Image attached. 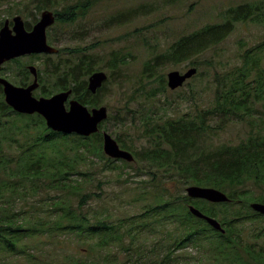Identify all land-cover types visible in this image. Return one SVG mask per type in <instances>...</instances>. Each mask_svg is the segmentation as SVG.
<instances>
[{"label": "trees", "instance_id": "1", "mask_svg": "<svg viewBox=\"0 0 264 264\" xmlns=\"http://www.w3.org/2000/svg\"><path fill=\"white\" fill-rule=\"evenodd\" d=\"M103 1L108 0H27L19 14L27 16L25 25L30 30L38 21L37 16L29 19L31 13L35 11L38 15L53 9L57 18L50 29L62 27L60 33L63 35V28L78 23ZM132 7L130 14H117L104 21L108 25L121 26L159 9L154 2L147 1ZM219 16L220 22L208 23L180 35L165 51L146 61L143 75L147 82L157 83L159 93L166 95L169 92L167 81L164 75H157L159 68L186 62L190 67H202L206 61H200V56L227 41L239 25L264 27V0H243L224 9ZM4 22L0 21V28ZM138 31L141 29L135 32ZM48 38L55 46L49 33ZM57 49L56 55L33 56L44 59L42 68L38 69L37 96L51 97L72 91L71 98L90 109L107 106L102 102V95L109 78L96 94L88 90L87 78L103 70L92 52L94 49ZM65 52L70 55L64 57ZM108 57L111 78L133 58L131 53L118 50L111 51ZM20 60L11 61L18 70L17 77L12 79L18 86L26 87L33 77ZM240 60V64L216 70L213 98L207 106L192 97L193 107L182 115L166 119L146 116L140 121L142 123L136 122L138 128L144 127L140 137L145 140L141 149L134 152L135 161L139 162L137 173L150 176L149 180L141 182L145 187L140 195L152 199L144 201L143 213L129 220H139L134 229L138 233L147 231L146 225L153 217H159L163 224L174 225L176 229L175 238L165 254L157 256L154 248V257L142 262L144 251L139 248L132 252L138 257L134 264H191L173 257L175 251L191 246L210 254L209 262L203 263L200 259L194 264H264V247L257 249L242 241L245 232L252 231L253 224L260 225L255 229L258 231L256 238L264 235V215L251 207L252 203L264 204V40L246 49ZM203 74L198 71L195 78ZM188 86L192 90L193 84ZM113 118L109 115L100 125V132L90 137L56 133L47 127L42 116L15 112L6 103L0 85V264H8L6 256L31 257L27 245H23L28 238L61 240L74 237L89 245L90 241L98 239L93 249L99 250L115 247L123 243L125 237L132 241L137 238V231L132 234L126 224L117 225L110 216L88 214L87 210L96 196L86 188V183L94 181L90 164L98 162L105 171L119 169L114 165L118 160L107 157L103 151L102 131ZM233 122L242 123L244 128L240 141L217 142ZM119 124L130 126L123 120ZM120 137L115 139L122 148L129 150ZM171 182H176L178 189L191 185L215 188L226 193L230 200L210 203L175 195L167 188ZM147 185L153 191H146ZM30 196L41 201L44 208L17 207L20 202L27 205ZM190 205L216 218L225 234L193 216ZM66 260L69 264H96L94 261H73L72 256H67ZM130 261L128 258L122 264Z\"/></svg>", "mask_w": 264, "mask_h": 264}, {"label": "rangeland", "instance_id": "2", "mask_svg": "<svg viewBox=\"0 0 264 264\" xmlns=\"http://www.w3.org/2000/svg\"><path fill=\"white\" fill-rule=\"evenodd\" d=\"M60 1L65 2L66 0ZM144 1L154 2V5L156 7L158 5L159 9H155L156 11L150 12L146 16L137 17L121 26L108 25L104 21L105 18L117 14H130L133 4H142ZM242 1L108 0L97 4L78 23L63 28V35L60 33L62 27L49 29V35L54 39V45L57 48L92 47L94 49L92 52L95 54L99 66L103 69L102 71L110 75L106 90L102 95V102L107 103L106 107L109 114L114 118L103 130L113 137L121 136V142L129 149L128 151L134 154L135 151L141 149L145 141L140 137V132L144 127L138 128V125H135L136 122H140L146 116L166 119L182 115L193 107L192 97L197 99L200 104L207 106L213 98L216 70L240 64L243 52L264 40V27L253 24L239 25L236 32L227 41L218 48L200 56V61L207 62H204L202 67H197L199 73H204L202 77L195 78L196 76H194L176 91H171L166 84L169 91L168 96L159 93L157 83L147 82L143 75L145 62L165 51L169 44L180 35L189 33L208 23L220 22L219 14L224 9ZM14 3L21 4V6H16ZM26 3L27 0H0V21L10 20L12 22L14 17L21 16L26 22L27 16L19 14V9L23 8ZM28 8L32 12L33 7ZM48 10L54 11L53 9ZM41 14L37 15L34 11L29 19L33 20L35 16L40 18ZM138 29L141 31L135 32ZM59 39L62 41L58 42ZM114 50L123 51V53L129 52L133 58H130V62L122 66L118 72L113 73L111 78L112 72L108 68L107 60L109 53ZM69 55L68 52L63 54L64 57ZM33 56L22 57L20 64L26 67L33 65L38 69L42 68V60L44 59H36ZM16 67L17 65L11 62L4 64L0 76L17 85L12 79L18 75ZM189 68H191L189 62L181 65L167 64L158 69L157 75H164L167 81L169 72H185ZM190 84H193L192 90L188 86ZM34 96L38 97L37 90L34 91ZM120 120L126 121L130 126L120 125ZM242 135L244 136L242 123L233 122L232 126L220 134L217 142L238 143ZM131 164V166H125L124 163L118 161L114 165L119 169L110 171H105L103 165L98 162L90 164L91 176L94 181L86 183V188L87 192L96 195L90 201V208L87 209L88 214L99 213L100 216H110L117 225L119 223L126 224L129 229H132L133 234L137 231L134 229H136L139 220L130 221L131 218L143 213L144 201L148 200L149 202L152 197L140 195L145 187L141 182L149 180L150 176L145 173H137L139 162L134 161ZM86 179L89 178L86 177ZM150 187L147 185L146 191H150L152 189ZM187 187L189 186H179L178 189L176 182L167 184V188L175 195H187ZM54 193L57 194V192ZM32 205L38 209L44 208L41 201L36 200L33 196H30L27 205L22 202L17 203L19 209H28ZM262 224L264 225L263 222ZM251 227H253L252 231L247 230L246 235L242 236V241L250 246H255L257 249L264 247V235L257 238L255 236L258 234L255 229L260 225L253 224ZM146 229L147 231L144 233L137 231L135 234L137 238L134 241L125 237L123 243L105 250L93 249L98 239L90 241L91 245H89L74 237L61 240H52L49 237L28 238L23 245H27L28 254H31V257L28 255L6 256V260L8 264H69L66 257L72 256L73 261H94L96 264H122L131 258L127 264H134V260L138 257L136 258L132 252L140 248L144 251L142 262H147L154 257L155 252H152L154 248L157 250V256L166 253L165 251L175 238L176 227L163 224L159 217H153L146 225ZM209 256L210 254L207 252L202 249L199 251L193 246L175 251L173 255L175 259L191 264L200 259L203 260V263L209 262L210 260L207 259Z\"/></svg>", "mask_w": 264, "mask_h": 264}, {"label": "water", "instance_id": "3", "mask_svg": "<svg viewBox=\"0 0 264 264\" xmlns=\"http://www.w3.org/2000/svg\"><path fill=\"white\" fill-rule=\"evenodd\" d=\"M56 15L51 10L42 12L39 21L28 31L21 16L5 21L0 29V70L3 65L24 56L39 54H57L58 50L48 42L47 31L55 24ZM28 70L33 75V82L27 87L17 86L0 76V85L6 103L17 113L24 115L42 116L49 129L64 135L76 134L90 137L100 130L102 122L108 119L109 111L106 106L94 107L91 110L75 99H70L72 91L56 93L51 97H35L34 91L39 88L38 70L29 66ZM198 69L191 67L185 72L171 71L167 75V85L172 91L196 76ZM108 80L104 71H98L88 78V90L92 94L102 88ZM66 103L69 104L67 108ZM103 151L106 156L114 160L133 162L134 155L121 148L118 141L108 132L103 133ZM187 196L192 200H205L210 203H226L230 199L226 193L215 188L191 185L186 189ZM252 209L264 215V204L252 203ZM193 216L205 220L213 229L225 234L221 223L209 215L204 214L194 205L189 206Z\"/></svg>", "mask_w": 264, "mask_h": 264}, {"label": "flooded vegetation", "instance_id": "4", "mask_svg": "<svg viewBox=\"0 0 264 264\" xmlns=\"http://www.w3.org/2000/svg\"><path fill=\"white\" fill-rule=\"evenodd\" d=\"M54 14L56 15L55 12H54ZM35 24H36V23H35ZM35 24H34V25H35ZM34 25H33V26H34ZM33 26H32V28H33ZM32 28H31L30 30H28V29H27V30H28V31H31ZM50 28H51V27H50ZM50 28H49V29H50ZM49 29H48V31H49ZM48 39H49V38H48ZM49 43H50V42H49ZM39 55H56V54H39ZM34 56H37V55H34ZM36 68H37V67H36ZM37 70H38V68H37ZM38 73H39V72H38ZM38 80H39V75H38ZM68 106H69V104L67 103V107H68ZM123 149H124V148H123ZM118 161H119V160H118Z\"/></svg>", "mask_w": 264, "mask_h": 264}]
</instances>
